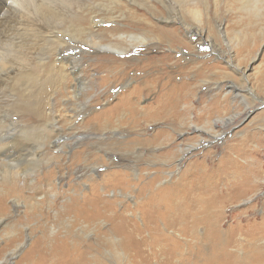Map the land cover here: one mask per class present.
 <instances>
[{
    "label": "rangeland",
    "instance_id": "1",
    "mask_svg": "<svg viewBox=\"0 0 264 264\" xmlns=\"http://www.w3.org/2000/svg\"><path fill=\"white\" fill-rule=\"evenodd\" d=\"M159 1L153 0L152 5L150 0H124L113 14L125 17L112 21H107L105 10L95 14L87 8L106 0L88 1L83 20L74 22L72 31L71 21H62L59 13L55 30L59 36L69 35L61 37L72 46L69 54H77L74 72L71 64L58 62L56 49L63 41H48L49 28L30 12L33 0H15L12 12L0 11V71H14L4 78L0 75V101L5 99L0 106L15 119L11 125L0 122L4 135L0 139V264H16L40 236L50 244L54 236L62 238L70 232L69 242L79 236L92 245L83 264H165L170 260L190 264L184 260L189 255L186 247L175 245L173 254L165 234L188 241L192 251L207 234V225L201 223L186 234L181 228L191 221H206V209L196 205L186 218L171 212L179 220L171 221L172 226L159 215L155 223L160 234L147 228L150 210L137 209L135 215L131 211L149 195L151 207L165 210L164 195H154L183 171L186 181L176 194L184 187L189 192L195 189L194 178L201 176L203 185L216 177L220 192L226 190L223 198L242 176L253 175V190L239 199L212 202L207 221H221L225 231L234 233L240 225L264 221V0ZM6 2L8 7L11 0ZM0 5L4 6L3 1ZM128 7L136 9L139 18L133 19ZM151 25L172 30L177 40H164ZM89 27L93 32L85 35ZM115 33L147 38L133 46L129 37H124L127 42ZM129 57L133 61L126 64ZM170 96L175 99L165 108L170 113L162 116L165 109L158 104L168 103ZM129 109L135 114L121 113ZM118 113L124 118L117 123ZM28 146L37 148V153L24 154ZM126 160H134L137 166L130 168ZM11 163L17 166L10 167ZM160 172L167 177L140 192L142 184ZM93 183L102 196L116 198L118 209L126 204L130 221L125 222L131 229L138 228L134 238L143 241L139 249L131 244L140 250L132 251L133 257H119L110 234L103 235L121 221H73L70 229L69 221H64L73 217L62 213L67 204L88 194ZM101 236L107 244L99 247ZM205 240L209 243L210 238ZM21 244L17 254L5 261L6 254Z\"/></svg>",
    "mask_w": 264,
    "mask_h": 264
},
{
    "label": "bare ground",
    "instance_id": "2",
    "mask_svg": "<svg viewBox=\"0 0 264 264\" xmlns=\"http://www.w3.org/2000/svg\"><path fill=\"white\" fill-rule=\"evenodd\" d=\"M2 1H3L4 6H2V8L0 7L1 8L0 11L5 13V12H12L14 10L13 9V3L15 2V0H11V3L9 4L8 7H6V4H7L6 0H0V2H2ZM38 1H40V0H33V3L35 5H34V7L31 6V8H33V9L30 12L33 13L35 16H37V18L39 17L40 18V22H45L46 27L49 28V30H48V32H49L48 41L50 40L52 43L53 42L61 43L63 41L60 45H57V49L55 48L57 53H58V57H57V58H59L58 62H62V63H65V64L67 63L68 66H69V64H71V66H69V67H70V69H72L71 72H74L75 71V66L72 65V63L77 60V54H73V53L69 54V50L71 49L72 46H70L68 42L65 43V41L67 39L65 40V38H63V37H69V35H67L66 33H63L62 34L63 37H61L62 35H60V36L58 35V34H60V32L55 30L56 22L58 21L57 15H59V13H62V17H63L62 21H64V20L66 21V19L67 20L69 19L71 21L70 26H69V29L71 30V26H72V24H74V22L81 23V21L83 20V18L85 16V12L83 13V10L86 9L87 5H89V3H87V2L88 1H92V0H41V3H38ZM106 1L107 2H105V4L104 3H97V4L92 3L91 6H89L87 8L88 9L91 8L93 10V12H95V14H96V12L98 14V12L101 11V10L102 11L105 10L106 13H107V14H105L106 17H107V21L115 20L116 17H118V18H124L125 17V15H123V14H119V15H116V16H114V14H113L115 8H120V6L123 5L124 0H106ZM29 2H30V0H29ZM150 2H151L150 4L154 5L153 0H150ZM106 4H108V6H106ZM28 7H29V5H28ZM31 8H30V10H31ZM128 9H129V13L132 12L131 16L134 17L133 19L139 18V13H138V11L136 9L134 10L132 7H128ZM120 11H121V9H120ZM26 13H27V11H26ZM17 16H19V14ZM95 16H97V15H95ZM69 20H68V22H69ZM107 21H105V22H107ZM101 22H103V21L101 20ZM150 22H152V21H150ZM90 24H92V23H90ZM129 24H130V22H129ZM93 25H95V23H93ZM146 25H148V24H146ZM79 26H81V25H79ZM151 26L153 27L152 29H154L155 32L159 33V35L162 38H164V40L165 39L177 40V38H176L177 35L175 36L174 32L172 30L171 31L170 30L164 31V30H161V29L157 28L156 25H151ZM60 28H61V26H60ZM92 28L93 27H89L87 29L89 33H85V35L91 34L93 32ZM160 28H161V26H160ZM85 29H84L83 32H85ZM105 29H107V28H105ZM72 30H73V28H72ZM63 31H65V30H63ZM82 34L83 33L81 32V35ZM98 34H99V32H98ZM112 35H114L116 37L118 35L121 38L129 37L130 38L129 43H130V45H133V46L135 44H138V41H140V42L146 41V38H147V37H143L144 35L141 36V35H137V34H131L130 35V34H122V33L117 34V33H115V34H112ZM72 36H74V35H72ZM91 38H93V37H91ZM123 40L128 42V40H126V38H124ZM84 41H86V40H84ZM89 41H90V38L88 39V42ZM75 42H76V40H75ZM58 43H56V44H58ZM70 44H71V42H70ZM106 45L110 46V47H114V44H106ZM114 50L116 52L125 51L123 48H114ZM76 53H77V51H76ZM135 57H137V56H135ZM147 59L149 60L150 57H147L146 60ZM125 61H126V64H127V62H129V61L132 62L133 58L129 57ZM149 64H150V62L148 61L147 65H149ZM142 67H143V65H142ZM162 70H163V68L157 70V73L159 75L155 76V78H157V77L159 78L160 74L162 73ZM12 71H13V69H11V68L10 69H6V70H2V71H0V75L3 76V78H4L5 76H7ZM76 73H77V71H76ZM153 76H154V74H153ZM166 76H167V74H166ZM167 77H170L169 79H172L170 73H169V75ZM135 98H137V97H135ZM174 100H175L174 97L170 96V99L168 100L169 101L168 103H165V104H160L159 103L158 106H162L165 109L169 105H171V101H174ZM4 101H5V99H4ZM4 101L1 100L0 102H4ZM135 105H137V104H135ZM25 107L27 108V106H25ZM1 108L2 107L0 106V122L3 123V126H4V124H6V122L9 125L15 124V119L13 117H11L10 114H5L4 110L1 109ZM31 109H32V107H31ZM164 109H163V111H164ZM113 112L114 113L112 114L113 115L112 118H114L116 116V114H117L115 111H113ZM126 112H127L126 117L128 115H130V113L135 114V111L133 109L121 111V113H124V114ZM169 113H170V111H166V109H165V113L162 116H167ZM124 114L119 116V113H118V115L116 117L117 118V120H116L117 123L121 122V120L124 118ZM148 115H147V117H148ZM96 116H97V114H96ZM96 116H94V117H96ZM170 118H171V116L168 117V119H170ZM109 121L107 120L106 122H109ZM150 121H152V120H150ZM171 121H174V120L171 119ZM94 124L99 126L100 123L96 122ZM93 128H95V127H93ZM196 128L198 130H201L198 127H196ZM47 129L49 130L51 128L49 127ZM2 137H4V135L0 134V139H2ZM144 141H146V140L144 139ZM164 142H165V140H164ZM120 144H122V143H120ZM36 149L37 148H34L32 146H30V147L28 146L27 148H25V151H24L25 153L24 154H28V155L29 154H34L35 155V152L37 151ZM182 152L184 153V151H182ZM21 154L19 153V155H21ZM142 155H143V153H142ZM142 155L140 154V156H138V157H141ZM15 159H16V161H18V157L15 158ZM126 162H127V165L130 168H134V167L137 166V164L135 163L134 160H126ZM230 162H231V164L233 166L238 167V163L237 162H235L233 160H231ZM194 163H196V159H195ZM16 166H17V164L16 165L14 163L10 164V167H16ZM31 168H32V166H31ZM191 168L193 169V167H191ZM192 169H190V170H192ZM258 171H260V170H258ZM17 175H19V174L15 173L14 178H16ZM163 175L165 177H167L164 174V172L163 173L160 172L158 174L156 173L155 176L149 178V180L146 182V184H144V185L142 184V186L140 187L141 188L140 192H144L147 189H152V187L157 182V180H159L162 177L164 178ZM114 176H116V175H114ZM186 176H187V174H185L184 171L181 172V175L179 176V178H177V180L172 182V184H170L169 186H166L165 188H162L161 191L157 192V194L154 195V196L161 195V194L164 195L163 197H164L166 203L168 204V207L165 210H162V209L158 210V209H156L154 207H151L150 206V202H151L150 199L151 198H150V195H149L148 197L144 198L141 202H136L135 206L133 207L135 210L134 211L131 210L133 212V215H135V213L137 212L136 211L137 209L143 210V212H144V210H146V211L150 210V216H148L149 220L146 223L147 224V228H149L150 230H154L155 231L154 234H160V230L158 228V225L155 223V221H156L155 219L157 217H159V215H162L163 218H165L166 223L168 225H171V223H170L171 221H174V220L175 221H179L178 219H176L174 217H171V215H170L171 212L174 213V214H177V215H179V213H181L180 217L181 218H186V216L191 212V210L193 208H195L196 205H201L204 209H206V211L203 210L207 214L203 218V220H206V221H191L189 225H186V226L182 227L181 231L183 233H185V234L188 233V232H193L196 229L197 225L203 223V224L207 225V234L203 235L201 237V239L199 241H197L199 243H198V245H196V247H193L192 251H188L190 249L188 241H182L181 239L177 238L173 234H169V233L165 234L166 235L165 239L168 242H171V245H172L171 251H172V253H173V250H174L173 247L175 245L176 246L177 245H179V246L181 245V247L183 249H185V247H186L187 252L189 253V255H186L184 257V260L189 261L190 264H264V221L261 222V223L260 222L256 223V224L246 223V224H243V225H240V226L238 225L239 226L238 233H237V231L235 233L232 232V231L231 232L225 231L224 230L225 224H223L221 221H207V218L209 217V214L211 213V212L208 213V211L210 210V206H211L212 202L213 203H217L218 200H220V202L224 203V201H226V200L239 199V198L249 194V192L251 190H253L252 188L254 187L253 184L251 183V179H252L253 175H252V177L250 175L242 176L241 182L237 186L232 185L233 187H232L231 191L236 190V191L232 192V195H230L231 191L227 189L226 194L228 196L226 198H223V196H225L224 193H225L226 190H221V192H220L219 179L216 178V177L211 178L208 181V183L203 184V185H201V181H204V180H203V178L201 176H199L198 178H194L192 181H193V183L195 185V189L192 188V191L190 190V192H189L184 187V188L181 189L182 192L176 194V192L178 190L177 191H175V190L180 188L181 186H184L183 184L186 181L185 180ZM206 180H207V178H206ZM120 181H122V178H121ZM126 186L127 185H125V188L123 189V191H125V192L128 191L126 189ZM229 187H231V186H229ZM97 189H98V187L94 186V183H93V189L88 194H86V195L84 194L81 199H79L77 197H74L73 198V203H72V201L69 202L67 204V208L68 209H66L65 211L62 212L65 215L66 214L67 215L68 214H70V215L72 214L73 217L72 218H68V219H66L64 221H69V229L74 225L73 221H104L103 223H105V221H112V222L121 221L120 223H117L116 225H110L108 229L106 228L107 232H106V234H103V235L106 236V235L110 234V236H108V238L111 240L112 245H114L116 247V249L119 250V252H117V255L119 257L120 256H125V258L133 257L132 253L140 251L138 249L141 248L143 241L141 242L140 240H137V239L134 238V232L136 230H138V228L135 227V228L131 229V228H129L128 224L126 223L127 221H130V220H128L126 218L127 215L125 214V212L128 211V209L126 208V204L122 203L123 206H121V208L118 209V206L116 204V198L104 197V196L101 195V193H99L97 191ZM197 191H201V192L199 194H197L195 197L190 195L192 192L196 193ZM91 194L93 195L92 197H90ZM124 194L125 193H123L122 195H124ZM47 196H49V195H47ZM33 206H34V204H33ZM152 208H153V210H152ZM144 214H142V215H144ZM216 217L218 218V216H216ZM152 222H154V224ZM183 224L185 225V223H183ZM231 228L233 229L232 226H231ZM83 230H84V228H83ZM119 232H120V234H119ZM70 233H68L66 236H64L62 238L54 236L52 238V240H50L51 241L50 244L47 243L48 242L47 241V237L40 236V237L36 238L33 241V243L31 244V246L28 249H26L21 254L20 259L17 260L16 264H83L85 262L86 257H87V250L91 249L92 245H91V243L88 240L81 239L79 236H73V239H71V242H69V238H70L69 236L71 235ZM238 234H239V236H238ZM208 237L210 238L209 243H207L206 240H205ZM104 239L105 238H102V236L100 238H98L97 246L102 247L105 244H107V241L104 240ZM128 240L131 241L130 244H129ZM131 244L132 245H136L135 247H137L138 249H133ZM21 246H22V244L19 245L16 248L12 249L8 254H6L7 256H6V258L4 260L5 261L11 260L17 254V252L19 251ZM107 251H108L107 253L111 254L110 250H107ZM150 252H151V250H150ZM172 253H170L169 256H168L169 260L172 258V256H171ZM140 258H141V256H140ZM1 261L2 260H0V263H1ZM136 261H137V259H136ZM165 264H172V261L170 260L168 262H165Z\"/></svg>",
    "mask_w": 264,
    "mask_h": 264
}]
</instances>
